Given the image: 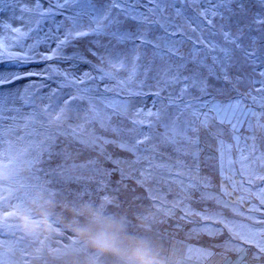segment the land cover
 <instances>
[{
    "label": "rangeland",
    "instance_id": "rangeland-1",
    "mask_svg": "<svg viewBox=\"0 0 264 264\" xmlns=\"http://www.w3.org/2000/svg\"><path fill=\"white\" fill-rule=\"evenodd\" d=\"M42 3L45 8L54 7L56 0ZM55 11L57 14L41 20L38 28L35 14H25L21 23L18 8L0 11V24L34 29L19 39L0 30V39L6 44L0 48V260L5 264H75L81 255L85 262L95 261L102 255L77 238L74 229L88 225L89 214H98V198L104 202L106 191L115 196L100 208V218L123 225V248L129 247V241H144L161 264H264L255 247V241L264 242V235H256L252 244H243L233 235L264 230V223H256L264 220V204L259 198L264 181H245L242 189L233 191L232 180L238 186L245 180L239 174V164L230 166L226 154L222 173L216 142L204 134L198 158L186 155L185 151L191 149L182 143L161 145L154 152L144 150L148 145L134 150L135 139L149 131L147 124L139 121L154 120L148 111L162 107L161 98L168 95L167 91L161 97L155 95L160 62L148 71L146 63L143 66L135 60L137 53L129 56L128 44L96 34L82 36L76 42L88 45L83 46L88 58L70 53L68 56L74 59L40 62L38 58L43 59L56 48L54 38H63L70 28L67 26L72 25L68 18L74 9ZM205 38L221 39L207 32ZM91 44L98 47V54L107 50L92 57L87 51ZM68 46L69 42L64 48ZM191 48V43H185L182 51L188 54ZM107 59L112 62L106 65ZM47 63L52 64L51 70ZM65 72L71 74L68 79ZM71 77L84 83H73ZM64 81L63 88L59 87ZM49 106L51 109L44 112ZM90 107L97 115L87 111ZM160 130L152 129L154 133ZM257 136L264 133L257 132ZM225 139L230 142L227 135ZM257 145L264 151V140L258 139ZM238 155L233 149L231 158L235 160ZM17 163L22 165L21 170L13 179L12 168L20 169ZM178 172L183 174L177 176ZM190 177L207 186L190 188ZM222 186L232 195L214 193H220ZM17 195H23L26 201ZM240 195L246 197L237 205L241 214L231 206H222L224 202L232 205ZM205 196L220 198L221 202L202 198ZM136 197L145 200L133 201ZM21 202L23 207L18 206ZM5 215L13 227L4 226ZM22 217L40 225L39 234H22ZM219 219L227 221L233 231L214 222ZM46 224L50 232L44 230ZM24 238L30 242H24ZM73 240L77 241L75 245ZM208 252L210 256L205 254Z\"/></svg>",
    "mask_w": 264,
    "mask_h": 264
},
{
    "label": "snow or ice",
    "instance_id": "snow-or-ice-1",
    "mask_svg": "<svg viewBox=\"0 0 264 264\" xmlns=\"http://www.w3.org/2000/svg\"><path fill=\"white\" fill-rule=\"evenodd\" d=\"M0 5L3 6L0 11L18 8L21 23L25 22V14H35L37 28L41 20L56 15V9L75 10L68 18L72 27L62 39L58 38L56 48L42 56L45 60L74 59L61 52L69 38L96 34L118 44H130L137 53L135 60L150 54L148 71L156 66L157 61L160 62L156 67L158 90L155 95L161 97L165 91L168 95L161 98L162 107L148 111L147 115L155 117L154 120L139 121L146 123L149 131L141 132L135 139L134 150L148 145L144 150L154 152L161 145L182 143L191 149L185 151L186 155L198 158L201 134H204L216 142L222 173L226 154L230 166L239 164V174L245 180L239 186L232 180L233 191L242 189L245 181L247 184L264 181V151H260L257 145L258 139L264 140V136H257V132L264 133V0H56L54 7L49 8L43 6L42 0H31V3L0 0ZM0 30L19 39L34 29L31 26L22 29L6 22L0 24ZM205 32L219 36L220 41L206 39ZM185 43L192 45L188 54L182 51ZM5 47L4 40L0 39V48ZM140 50H143L142 54ZM119 62L123 67V61ZM64 76L68 79L71 74L65 72ZM105 77L110 78V74ZM71 79L73 83H84L77 77ZM224 96L228 98H219ZM65 107H68L67 101ZM50 109V106L45 107L43 111ZM87 111L95 114L91 107ZM154 128L161 130L154 133ZM243 132L251 134L243 135ZM226 135L230 142L225 139ZM150 141L155 142L149 144ZM233 149L239 153L235 160L231 158ZM182 174L178 172L177 176ZM188 186L197 188L207 184L190 177ZM221 193L222 196L232 195L223 186ZM202 198H215L221 202L216 197ZM259 198L264 204V189ZM245 199L240 195L232 205L224 202L222 206H231L236 214H241L237 205ZM111 202L104 198V203ZM18 206L23 207V203ZM9 219L8 215L3 217L4 226L13 227L8 224ZM214 222L223 224L229 232L233 231L227 221L219 219ZM256 223H264V220ZM233 235L238 236L243 244H252L256 235H264V230L259 233L248 230L246 234L233 232ZM76 243L72 241L73 245ZM255 247L257 255L264 257V242L255 241ZM205 254L211 255L210 252ZM0 264L5 262L0 260Z\"/></svg>",
    "mask_w": 264,
    "mask_h": 264
},
{
    "label": "clouds",
    "instance_id": "clouds-1",
    "mask_svg": "<svg viewBox=\"0 0 264 264\" xmlns=\"http://www.w3.org/2000/svg\"><path fill=\"white\" fill-rule=\"evenodd\" d=\"M50 232L51 228L44 226ZM20 231L24 235L35 236L41 231V226L31 222L29 218L22 217ZM77 238L99 255H110L121 261V264H161L159 258L144 241H129V247L123 248V225L89 214V224L74 229Z\"/></svg>",
    "mask_w": 264,
    "mask_h": 264
},
{
    "label": "trees",
    "instance_id": "trees-1",
    "mask_svg": "<svg viewBox=\"0 0 264 264\" xmlns=\"http://www.w3.org/2000/svg\"><path fill=\"white\" fill-rule=\"evenodd\" d=\"M84 24H87V22L86 23H84ZM64 25H65V23H64ZM67 27H72V25H68ZM69 29V28H68ZM67 29V30H68ZM66 30V31H67ZM66 33V32H65ZM58 38H60V39H62L61 38V35H58L57 37H55L54 38V42L55 41H57L58 42ZM79 38L80 37H77V38H73L72 40H69V45L70 46H68V47H66V48H64V46L61 48V52H62V54L64 55V56H68V55H70V53H73V56H80V57H78V58H88V55H86V52H85V54H84V52H83V46H88V45H84V44H82V43H80V41H79V43L80 44H77L76 42H78V40H79ZM110 41V40H109ZM107 45H108V43H107ZM128 45H129V47H128ZM127 46H126V48L127 49H129V56H131V54L133 53V52H135L134 50H133V48H132V46L130 45V44H128ZM89 49H87V51H88V53H91V55H92V57H95V55H100L101 53H103V51H104V53H105V51L107 50V48L109 47V45L107 46V48H106V50H102V52L100 53V54H98V47H93V45L91 44V45H89ZM140 52H141V54L143 53V50H140ZM136 53V52H135ZM57 59V58H56ZM38 60L40 61V62H43V63H46L45 61H44V59H39L38 58ZM151 60V55L149 54V55H147V56H145V55H141V59H140V61L139 62H141L142 63V65L144 66V64L146 63V66L147 67H149V61ZM87 61H90V60H87ZM108 62H112V60H106L105 61V63H106V65L108 64ZM51 66H52V64H50V63H47V68L49 69V70H51ZM65 83H67V81H64V82H61V86H59V87H62L63 88V85L65 84ZM32 84V83H31ZM56 85H59L58 83H55ZM64 88H66V86L64 87ZM108 92V91H107ZM20 169H18V170H14L13 168H12V170H13V172H11V174H10V176L13 178V179H15V177L19 174V170H21V166L22 165H17ZM16 171H18V174L16 175ZM8 173V172H7ZM45 174V173H44ZM6 176H8V177H10L9 175H6ZM10 180V179H9ZM17 197L18 198H20L22 201H26L25 199H24V196L23 195H17ZM144 197V196H143ZM157 197H155L154 196V198H153V200L155 201V199H156ZM152 199V198H151ZM141 200L143 201V200H145V199H141V198H135L133 201H136V202H141ZM142 203V202H141ZM103 204H104V202L101 200V198H98V201H97V208H98V214H96V216H98V217H100V212H99V210H100V208L103 206ZM106 210H108V208H106ZM100 213V214H99ZM24 239H26V238H24ZM124 241V240H123ZM24 242H30V241H27V239L26 240H24ZM9 256H10V254H9ZM77 259H76V262H75V264H97L98 262L100 263V264H120V260H118V259H116L115 257H113V256H110V255H102L101 257H99V256H97V258L95 259V261L93 260V259H91L90 260V262L88 263V262H85L84 260L86 259V258H84V257H82L81 258V255H79V256H77L76 257ZM105 260H107V261H105Z\"/></svg>",
    "mask_w": 264,
    "mask_h": 264
},
{
    "label": "bare ground",
    "instance_id": "bare-ground-1",
    "mask_svg": "<svg viewBox=\"0 0 264 264\" xmlns=\"http://www.w3.org/2000/svg\"><path fill=\"white\" fill-rule=\"evenodd\" d=\"M44 61L47 62V60H45V59H44ZM152 94H153V93L149 94V96L152 95ZM13 163H15V165H13V167L16 166V162H13ZM17 165H18V163H17ZM16 170H17V169H16ZM217 171H218V170H217ZM213 173H214V172H213ZM214 174H215V173H214ZM217 185H218V184H217ZM214 193L222 194L221 192L219 193V190H218V191L214 190ZM104 195H105V197L109 198L111 201L113 200V198H114V196H115V195H112L110 192H106V191H104ZM116 197H117V196H116ZM85 249H86V248H85ZM7 253H8V252H7ZM64 253H66V250L63 251V254H64ZM83 253H84V251H83ZM120 262H121V261H120Z\"/></svg>",
    "mask_w": 264,
    "mask_h": 264
}]
</instances>
